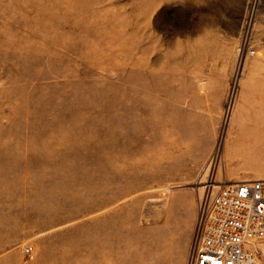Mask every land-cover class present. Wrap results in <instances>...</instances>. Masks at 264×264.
I'll use <instances>...</instances> for the list:
<instances>
[{"label":"rangeland","instance_id":"1","mask_svg":"<svg viewBox=\"0 0 264 264\" xmlns=\"http://www.w3.org/2000/svg\"><path fill=\"white\" fill-rule=\"evenodd\" d=\"M257 178L264 0H0V264H186Z\"/></svg>","mask_w":264,"mask_h":264},{"label":"built area","instance_id":"2","mask_svg":"<svg viewBox=\"0 0 264 264\" xmlns=\"http://www.w3.org/2000/svg\"><path fill=\"white\" fill-rule=\"evenodd\" d=\"M206 180L186 264H255L264 245V178Z\"/></svg>","mask_w":264,"mask_h":264},{"label":"bare ground","instance_id":"3","mask_svg":"<svg viewBox=\"0 0 264 264\" xmlns=\"http://www.w3.org/2000/svg\"><path fill=\"white\" fill-rule=\"evenodd\" d=\"M242 53H243V48H242L241 51H240V55H242ZM261 123H262V122H258V124H261ZM256 127H257L256 125H255V126H254V125H252V126L245 125V126L241 129V132H242V133H241L240 135L238 134L239 137L235 138L234 142H236V143H242V142H244V141H250V140H253L256 134L253 135V134L250 133V131L255 130ZM252 138H253V139H252ZM229 143H232V142H229ZM255 153H256V154H257V153H260V149L256 150ZM257 179H258V178H257ZM205 181H206V180H205ZM240 181H247V180H240ZM224 182H227V181L225 180ZM212 183H213V185H217V182H215V181H212ZM200 188H203V187H200ZM255 264H256V263H255Z\"/></svg>","mask_w":264,"mask_h":264}]
</instances>
